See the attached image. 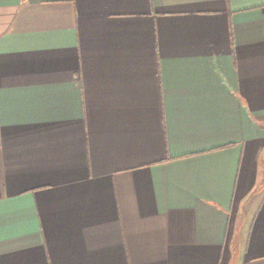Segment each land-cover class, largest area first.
Masks as SVG:
<instances>
[{"label":"crops","instance_id":"0c3cea01","mask_svg":"<svg viewBox=\"0 0 264 264\" xmlns=\"http://www.w3.org/2000/svg\"><path fill=\"white\" fill-rule=\"evenodd\" d=\"M0 264H264V0H0Z\"/></svg>","mask_w":264,"mask_h":264}]
</instances>
